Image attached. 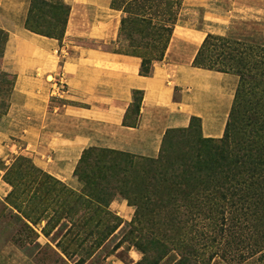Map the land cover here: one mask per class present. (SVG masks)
<instances>
[{
	"label": "crops",
	"instance_id": "0c3cea01",
	"mask_svg": "<svg viewBox=\"0 0 264 264\" xmlns=\"http://www.w3.org/2000/svg\"><path fill=\"white\" fill-rule=\"evenodd\" d=\"M111 2L66 0L70 11L57 40L27 28L30 0H0V28L9 34L3 64L15 75L0 121L5 164L14 154L26 155L74 190L73 173L87 148L153 159L166 132L187 129L193 119L204 137L222 136L237 77L197 68L193 60L207 35L228 37L230 26L245 19L264 24V0H183V9L198 12L202 24L191 27L179 14L164 57L148 76L139 75V57L119 51L126 48L118 38L122 14ZM48 74L63 76V102H49ZM133 92L142 93L134 127L123 124Z\"/></svg>",
	"mask_w": 264,
	"mask_h": 264
},
{
	"label": "trees",
	"instance_id": "16d2710c",
	"mask_svg": "<svg viewBox=\"0 0 264 264\" xmlns=\"http://www.w3.org/2000/svg\"><path fill=\"white\" fill-rule=\"evenodd\" d=\"M181 3L182 0H174V2L167 0H112L111 6L124 13L120 21L118 38L126 41L127 44L125 49H119V51L140 58L139 75H150L152 64L163 59L177 17L176 12L171 16L169 11L171 12L173 5L179 8ZM49 7L54 10L53 18L55 22L59 19L58 12H63L64 14L60 32L46 31L37 25L31 24L29 22L31 10L27 13V23L30 28L35 29L38 33L59 40L63 37L70 8L60 1L50 4ZM150 17L156 18V22L153 23ZM216 46L226 50L230 48L231 50H244L243 48H247L245 44L238 40L207 35L193 60V65L197 68L231 73L238 76L239 79L222 137L197 139L198 152L192 157L188 165L191 169L188 177L195 179L199 185L203 184L201 182L203 179L199 173L203 169L208 171V174H206V178L209 181L208 186H212L214 190L216 189V191H213L216 197L215 195H209L192 201L189 196L195 194L197 190L190 189L192 186L190 179L174 180L167 171L173 169L166 168L160 175L159 166L162 163L159 159L144 158L115 150L87 148L83 150L74 170V176L82 184L81 192L66 191L68 199L78 205L73 206L70 203L64 212L65 219L72 214L77 215L76 221H68L70 227L67 233L73 234L75 231L77 233L83 231L86 233V239H92L91 243L84 246H82L83 243H80L77 246L78 248H85L94 252L115 231L120 223V218L112 213L108 207L116 196H120L128 199L131 205L135 206L134 222L137 223L142 221L144 223L151 222L146 217L152 211L151 208L153 210L162 208L170 212L169 216L164 217V221L171 231L174 227L184 222L189 224L190 226L187 228L192 230L195 226L193 223L195 219L203 218L211 223L219 221L220 228L212 232L213 237L210 240L214 242V234L220 235L224 231V236L229 240L236 239L232 245L234 249L232 254H237L236 257L239 263H242L247 255L246 245L257 247V249L248 250L249 257L264 250V102L259 103L257 109L254 107H247L245 111L242 109L245 118L240 120L243 123L239 125L237 112L240 109L241 98L244 95L241 90L245 82L244 74L239 70L228 69L223 65H214L215 61L220 64L218 61L220 57H222L220 61H233L230 54L222 52L218 55L216 53L214 54L215 57H212L211 53H208V49ZM247 49L249 50L250 48ZM259 50L261 52L256 58L264 53V48ZM239 54L244 55V51ZM210 61L211 63H206ZM234 61L235 65L238 66L241 60L234 57ZM256 64L261 69L254 74V77L257 80L256 83L263 88L262 95L264 96V58L262 61L258 60ZM0 77L1 82H3L4 76L1 72ZM136 93L140 97L137 102L133 100L128 109L129 113L132 114L133 121L127 123L126 118L123 120V124L132 127L136 126L142 100V93L133 92V95ZM5 108L6 105L1 103L0 116L7 113L9 107ZM131 108L134 109L132 112ZM193 122H198V120L193 119L187 129L180 131L188 132ZM174 131L177 130L167 131L164 138L168 133ZM232 137L235 140V146L231 156H229L224 153V149L220 144H224L230 139L232 140ZM133 160L146 161L145 163L149 164L152 169L142 171L141 174L133 176L129 170ZM22 161L29 162L25 159H22ZM209 164L213 165L214 168L212 169ZM15 168L16 163L11 169L14 171ZM38 172L43 175L42 171L38 170ZM8 173L7 171L5 175ZM184 173L185 170H182V174ZM243 175L247 177L244 179ZM133 178L137 179L136 181L139 182V185L132 190H128L129 184L134 182ZM237 183L245 184L250 190L247 195L250 196L251 203L246 202L245 197L241 198V196L240 200H232L237 194H243L236 187ZM187 188L189 189L188 192ZM131 192L132 194H130ZM227 194H229L230 200H222V204L228 201L231 204L235 203V206L233 207V213H230L229 218L226 219L223 214V206L220 203L218 204V201L226 199ZM201 207L206 208L208 211L203 217H201L203 215ZM177 209H182L186 217L183 222H178L175 225L171 212ZM217 210L220 213L214 212ZM160 242L158 239L148 237L146 238L145 246L139 244L138 249L143 254V259L140 263L143 264L150 260L151 257L146 256L150 249L155 250L157 247L165 246L161 245ZM197 243V241H194L191 245L185 244L179 249L176 248L177 251L174 248L175 246L170 247L173 249L169 250L177 252L179 257L175 264H209L216 253L209 254L205 260H201L197 255L193 256V247ZM62 251L66 258L71 256L67 250L62 249ZM221 258L224 259L225 255H221ZM261 259L264 260V255L261 256ZM77 264H83V260Z\"/></svg>",
	"mask_w": 264,
	"mask_h": 264
},
{
	"label": "rangeland",
	"instance_id": "374dc122",
	"mask_svg": "<svg viewBox=\"0 0 264 264\" xmlns=\"http://www.w3.org/2000/svg\"><path fill=\"white\" fill-rule=\"evenodd\" d=\"M58 1L65 3L66 0H30L28 8V11L31 10L29 22L46 31L55 33L60 32L64 14L63 12H58L57 15L59 19L55 22L53 18L54 10L49 7L50 4ZM167 1L174 2V0ZM175 7L176 6L173 5L169 13H171V16L174 12L177 13L176 23L179 19V14L182 13L180 20L187 22L191 27L192 25H194L193 27H199L202 24V19L198 12L192 13L194 10L187 12V10L183 9V0L179 8L176 7L175 9ZM121 14V18H123L124 13L121 12ZM150 18L153 23L157 20L154 17ZM25 21L27 28L38 33L35 29L29 27L27 19ZM263 25L261 21L257 22L253 19H245L244 21H238L236 24L234 23L230 26L229 36L225 38L241 41L247 48H250V51L247 48H243L244 50H231V48L226 50L217 46L208 49V53H211L212 57H215L214 54L217 53L218 55L222 52L224 54H230L233 58V61H220L222 58L220 57L218 58L220 64L215 61L214 65H223L228 69L239 70L244 74L243 78L245 82L241 89L244 95L241 98V106L237 112L239 125L243 123L240 120L245 118L244 111L247 107H254L257 109L259 103L264 102V96L262 95L263 88L256 83L257 80L254 77V74L258 73L261 69L256 63L258 60L262 61L264 58V53L256 58L261 52L259 49L264 48ZM41 35L45 36L43 34ZM119 40L121 42L124 41L122 39ZM121 42L120 45L122 44ZM8 44L9 34L0 28V72L4 76L3 82H1L0 79V104H5V109L10 105L15 82V75L8 72L3 64V55L7 50ZM120 47L121 46H117V48ZM122 49L124 48H121V50ZM242 51H244V55L239 54ZM234 57L235 59L241 60L238 66L235 65ZM206 63L209 64L211 61ZM48 76L51 75L48 74ZM236 77L238 85L239 79L238 76ZM56 82L57 87L53 90V84ZM48 83L49 89L47 98L49 102H63L68 92L67 84L63 76L61 74L53 76L52 83L51 81ZM139 97V94H134L132 96V103L133 100L137 102ZM130 110L132 112L134 109L131 108ZM3 116L4 115L0 116V121ZM222 118L223 116L220 117V120H222ZM132 121V114L128 111L126 122L131 123ZM245 135L247 136V134ZM200 138L206 137L202 135L199 122H193L188 132L177 130L168 133L162 140L158 156L153 158L154 160L159 159L162 163V165L159 166L160 175L166 168L173 169L167 171L174 180H183L184 178L190 179L188 173L191 169L188 165L192 157L198 152L199 145L197 146L196 140ZM234 142L235 140L233 138L224 144H220L225 154L231 156V152L235 146ZM16 147L17 145L13 144L11 150L13 151ZM18 158H20V161L17 160ZM22 159L28 160L29 162L22 161ZM8 160L9 162L5 164V162L0 159V264H77L82 260L83 264H137L143 259V254L139 251L138 246L139 244L145 246L146 238L148 237L160 240V244L165 246L157 247L155 250L150 249L146 256L151 258L148 262H144L143 264H175L179 257L177 252L169 250L173 249L170 247L175 246V249H179L185 244L191 245L194 241L198 243L193 247V256L197 255L201 260H205L209 254L216 253L214 257L211 258L209 264H264V260L261 259V256L264 255V250L249 257L248 250L257 249L256 246L249 247V245H246L247 255L244 257V261L239 263L236 257L237 254H232V250H234L232 245L236 239L229 240L224 236L225 231L220 235L214 234L215 241L211 242L210 238L213 237L212 232L220 228L219 221L211 223L209 220L203 218L195 219V222L193 221L195 225L194 229L191 230L187 228L190 225L184 222L174 227L171 231L164 221V217L169 216L170 212L162 208L159 210H153V208H151L152 211L146 215L151 222L148 221L144 223L142 221L137 223L134 222L135 206L131 205L128 199H124L120 196H116L108 207L112 213L120 218V223L115 231L94 252L88 251L85 248H78L77 246L80 243H83L82 246H84L91 243L92 239H86V233L83 231L78 233L75 231L73 234L67 233L70 227L68 221H76L77 215L72 214L65 219L64 212L70 203L73 206L78 205L76 202L68 199L66 191L71 190L75 193H80L82 184L77 181L79 183V188L74 190L71 189L47 172L38 169L26 155L14 154L13 157L8 158ZM145 162L146 161L142 160H133L129 166L131 174L135 176L141 174L142 171L152 169V167ZM15 163L16 168L13 171L11 168H13ZM209 165L212 169L214 168L213 165ZM37 169L42 171L43 175H41ZM182 170H185L184 174H182ZM7 171L9 173L5 175ZM206 174H208V171L205 169L199 173L200 177L203 179V181H201L203 182L202 185H199L195 179H190V184L192 185L190 189L194 191L197 190L195 194L189 196V199L192 201L201 199L204 196L215 195L213 191H216V189L214 190L212 186H208L209 181L206 178ZM243 176L244 179L247 177L246 175ZM136 180L137 179L133 178L134 182L129 184L128 190H132L135 186L139 185V182ZM236 187L240 189L243 194H237L232 200H240L241 196V198L245 197L246 202L251 203L250 196L247 195L250 190L245 184L237 183ZM188 191L189 189L187 188V192ZM132 192L130 194H132ZM229 198V194H227L226 199H221L218 201V204H222V200H230ZM222 206L224 217L227 219L230 213H233L235 203L231 204L226 201ZM201 210L203 211L201 217H203L208 211L203 207H201ZM214 212L220 213L218 210ZM171 216L173 217L172 219L175 225L178 222H183L186 217L182 209L174 210L171 212ZM62 249L67 250L71 256L66 258ZM244 254L246 253L244 252ZM221 255H225V258L222 259Z\"/></svg>",
	"mask_w": 264,
	"mask_h": 264
},
{
	"label": "built area",
	"instance_id": "2783aa9c",
	"mask_svg": "<svg viewBox=\"0 0 264 264\" xmlns=\"http://www.w3.org/2000/svg\"><path fill=\"white\" fill-rule=\"evenodd\" d=\"M51 83H52V81H51ZM55 87H57V82L53 84V90H55Z\"/></svg>",
	"mask_w": 264,
	"mask_h": 264
}]
</instances>
